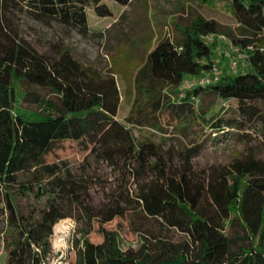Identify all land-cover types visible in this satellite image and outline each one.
I'll list each match as a JSON object with an SVG mask.
<instances>
[{
  "label": "trees",
  "instance_id": "1",
  "mask_svg": "<svg viewBox=\"0 0 264 264\" xmlns=\"http://www.w3.org/2000/svg\"><path fill=\"white\" fill-rule=\"evenodd\" d=\"M214 1L229 4L237 23L232 43L250 49L247 69L238 66L234 74L220 70L208 42L218 24L196 17L180 43L162 39L147 54L135 74L134 99L122 124L116 119L120 95L113 77L85 69L69 51L54 58L37 54L19 39L16 26L18 15L25 13L87 36V11L107 18L108 5L103 0H0V198L5 200L0 224L9 234L5 264H45L53 227L75 219L74 210L83 226L73 242V264H264V161L248 153L199 174L192 159L202 148V137L180 151L173 146L162 151L176 139L190 142L196 128L204 134L208 129L244 130L255 123L261 125L264 146V0ZM215 68L216 82L196 83L174 98L172 90L212 75ZM209 94L235 104L231 119L223 116L228 107L197 109L196 101ZM72 144L86 159L104 161L132 179L134 191L112 194L106 205L95 208L86 177L69 171L59 176L48 163V156ZM34 186L46 205L25 214L11 188L25 192ZM152 200L175 211L180 232L144 214L143 206ZM129 213L156 227L137 230V247L123 250L118 232L104 226ZM94 222L102 235L97 244L88 238Z\"/></svg>",
  "mask_w": 264,
  "mask_h": 264
},
{
  "label": "rangeland",
  "instance_id": "2",
  "mask_svg": "<svg viewBox=\"0 0 264 264\" xmlns=\"http://www.w3.org/2000/svg\"><path fill=\"white\" fill-rule=\"evenodd\" d=\"M110 8L111 16L99 18L88 10L87 36L80 35L76 30L66 28L56 22L41 23L32 20L25 13L19 14L16 22L18 37L30 44L39 55L58 57L60 53L69 51L72 58L85 69L105 78L113 77L120 95V106L116 119L126 124L131 105L134 99V78L137 70L143 64L147 54L154 49L159 41L168 39L180 43L184 31L191 26L196 17L214 20L218 24V31L210 38L214 53V60L224 70L230 67V61L235 59L237 67L247 69V56L249 50L236 48L232 39L237 36V23L227 2L214 0H128L126 5H117L110 0H103ZM212 39V40H211ZM186 87L172 90L174 98L184 95ZM214 106H224L229 109L224 113L225 120L233 117L235 104L232 101L221 102L214 95H203L196 101L199 110H210ZM259 123L247 124L244 130L226 129L221 132L206 130L201 134L199 129L191 131L190 142L176 139L173 144L167 142L162 151L170 146L174 151H180L194 143V139L202 137V148L192 159L193 169L201 174L209 167L228 165L232 159L244 157L253 153L256 158L264 161V146L260 144ZM134 134L140 132L133 129ZM156 142H162L158 135L144 132ZM200 140V138L198 139ZM49 165L56 167V174L63 176L66 171L76 176L86 177L89 181V197L95 208L107 204L112 194L124 189L131 193L134 191L133 180L124 178L104 161H97L93 157L86 159L85 154L75 144L67 145L66 149L48 156ZM176 163V161H175ZM27 176L21 177L25 181ZM15 204L21 212L28 214L46 205V197H37V187L22 192L19 187L11 188ZM5 200L0 198V209L4 207ZM143 212L148 217H156L161 223L174 231L180 232L175 223V211L163 207L157 201H150L143 206ZM75 219L61 220L66 229V243L58 247L55 242L57 235L52 230L48 238L50 254L45 264H73L75 253L73 242L80 238L79 230L83 226L79 222V213L73 211ZM0 216V221L2 220ZM56 224V225H57ZM153 222L137 219L134 214H126L107 223L104 228L117 231L121 239V248H136L138 245L137 230L155 228ZM0 264H5L7 252L6 240H9L8 229L0 224ZM94 244L102 241L99 224L94 222L92 231L88 236Z\"/></svg>",
  "mask_w": 264,
  "mask_h": 264
},
{
  "label": "built area",
  "instance_id": "3",
  "mask_svg": "<svg viewBox=\"0 0 264 264\" xmlns=\"http://www.w3.org/2000/svg\"><path fill=\"white\" fill-rule=\"evenodd\" d=\"M210 38H212V37L208 38V42H210L209 41ZM237 69H238L237 61L235 59H232L230 61L229 71L234 74V73H236ZM217 74H218V69L215 68V69H213L212 75L203 76L202 78L198 79L196 82H185L184 85L181 88L186 87L185 89L188 90L196 83L198 85H202L203 86V85H207V84H209V83H211L213 81L216 82L217 81Z\"/></svg>",
  "mask_w": 264,
  "mask_h": 264
},
{
  "label": "bare ground",
  "instance_id": "4",
  "mask_svg": "<svg viewBox=\"0 0 264 264\" xmlns=\"http://www.w3.org/2000/svg\"><path fill=\"white\" fill-rule=\"evenodd\" d=\"M54 230L56 232L57 235V240L55 242V244L58 247H63L66 243V229L64 228V226L62 225V223H59L57 225H55Z\"/></svg>",
  "mask_w": 264,
  "mask_h": 264
}]
</instances>
